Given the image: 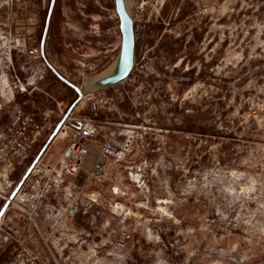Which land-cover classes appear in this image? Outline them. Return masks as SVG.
<instances>
[{
	"label": "rangeland",
	"instance_id": "obj_1",
	"mask_svg": "<svg viewBox=\"0 0 264 264\" xmlns=\"http://www.w3.org/2000/svg\"><path fill=\"white\" fill-rule=\"evenodd\" d=\"M50 1L0 3V23L13 30L27 12L39 46ZM150 1L154 39L144 73L119 85L127 96L114 112L119 127L134 132V152L122 163L106 159L102 173L94 169L89 191L71 185V196L56 195L43 217L51 232L43 257L50 264H264V0ZM48 37V61L82 84L119 52L113 0H57ZM18 49L1 73L8 86L18 79L26 86H0V125L12 106L65 115L75 91L41 53ZM61 97L69 102L58 106ZM49 138L29 149L24 170ZM130 222L133 241L119 249L115 240Z\"/></svg>",
	"mask_w": 264,
	"mask_h": 264
},
{
	"label": "built area",
	"instance_id": "obj_2",
	"mask_svg": "<svg viewBox=\"0 0 264 264\" xmlns=\"http://www.w3.org/2000/svg\"><path fill=\"white\" fill-rule=\"evenodd\" d=\"M9 1L12 0H4L0 3L5 4ZM150 5V0H136L133 7L137 65L125 83H136L144 73L143 62L149 53L147 43L148 40L153 41L154 39L153 35L147 34V24L150 23L152 16L148 12ZM157 5H159L158 2L153 7L157 9ZM0 43H2V45L0 44V86L2 85L10 91L12 89L25 90V88L21 89V86H26V83L20 79L14 86H8V83L4 81L5 75L1 72L3 69L10 68L11 62L7 58H11L13 49L20 48L18 50H24L27 56L36 58L41 53L40 46L26 49V45L14 38L7 25L2 23H0ZM30 84L28 83V85ZM126 96L127 93L116 89L114 99L122 103ZM84 99L89 103L93 113L106 108L113 100L100 94H88L85 95ZM1 109L2 106L0 105V111ZM48 117L49 115L45 116V121H48ZM68 129L69 127L65 124L63 131L66 132V137L63 139L67 140L69 144L60 159L54 165H49L43 158L39 160L6 212L14 211L20 216H24L27 219L26 226L12 225L11 223L4 225V219L0 222V233L8 229L6 232L8 240L17 247L13 258L6 264H50L48 258L24 248L28 226L38 229L35 215L39 204L46 197L59 194L71 196V184L68 177L76 174L81 168L99 132L98 127L91 120H84L82 128L75 129L72 134H69ZM45 130V124L36 123L34 116L21 107L12 106L8 109L6 120L0 125V200L4 203L8 201L19 183L13 178L14 172L24 163L29 149L41 140ZM48 130H51V127ZM135 139L134 132L128 130L122 140L97 143L101 158L109 159L115 164L122 163L133 154ZM94 197L93 194L91 200L95 201L96 198L93 199ZM136 230V224L130 222L115 240L116 247L124 249L128 243L133 241Z\"/></svg>",
	"mask_w": 264,
	"mask_h": 264
},
{
	"label": "crops",
	"instance_id": "obj_3",
	"mask_svg": "<svg viewBox=\"0 0 264 264\" xmlns=\"http://www.w3.org/2000/svg\"><path fill=\"white\" fill-rule=\"evenodd\" d=\"M29 1V0H27ZM172 0H165V2H170ZM7 4V3H5ZM170 4V3H169ZM4 4H2L3 6ZM164 8V6L162 7ZM27 12L19 13L20 21H23V24L17 25L16 28L11 30L10 25L7 24L8 29L12 32L13 37L20 40L21 43H25L27 46L34 47L37 43V24L31 22V18H28ZM28 19V23H24ZM180 23V22H179ZM6 25V24H5ZM50 38H47L46 41V49L49 45ZM41 45V43H40ZM39 45V46H40ZM180 63H184V60H181ZM67 68V67H66ZM69 70V68H67ZM86 70L84 67L82 70L78 73L77 76L83 75ZM73 75V73H70ZM116 89H119V86L109 89L107 91H104L100 93L101 96H104L106 98H113ZM37 90V89H36ZM42 92V91H41ZM55 98L58 97V95H53ZM53 96H49L52 100L56 101V99ZM60 101L57 102L58 106L63 103H68L69 98L68 97H61L59 98ZM117 104V100L114 99L106 108H103L99 110L97 113H93L91 111L90 105L87 102L86 99H83V101L77 106L76 110L71 115L72 119L76 120H91L99 129L98 136L96 138V141L94 144L90 147V153L84 163L82 164L81 168L77 171L76 174L69 176V182L75 189H84L89 191V188L93 186L91 183L92 179V172L94 169L98 167V164L102 160L97 143L100 142H109L113 140H122L125 137L126 130L119 127L121 124L116 123V117L114 112H118L120 110V105ZM57 113L55 112L52 116V118L48 117V121H45V118L38 117L36 114L34 115L36 123L39 124H45V132L44 135L53 134L55 128L60 123L63 115V110H58ZM29 112V111H28ZM30 113V112H29ZM46 116L49 114H45ZM51 127V130H48V128ZM53 129V130H52ZM75 131L74 128L69 127L68 132L73 133ZM46 133V134H45ZM119 135V136H118ZM50 139V138H49ZM69 142L65 139H56L54 142L51 143L49 146L47 153L43 155V160L48 163L49 165H54L57 163V161L62 156L64 150L68 146ZM23 163L21 166L17 168V170L13 174V178L18 179V177H23L26 173V169L24 170ZM22 179V178H21ZM20 179V180H21ZM95 195V194H94ZM56 197V195H50L46 197L38 206L36 214L38 217L39 225L38 229L31 232L30 227L28 226V231L25 236L24 240V248L29 251H34L42 256H45L47 253V248L49 246V238L51 237V232L49 231L48 226L44 222V214L47 210H50L51 203L53 202V199ZM11 223L12 225H20V226H26V219L24 216H20L19 214L15 213L14 211H9L4 216V225H9ZM8 229H5L4 232L0 233V264H6L10 259L13 258L15 251L17 249L16 245L8 240L7 232Z\"/></svg>",
	"mask_w": 264,
	"mask_h": 264
},
{
	"label": "water",
	"instance_id": "obj_4",
	"mask_svg": "<svg viewBox=\"0 0 264 264\" xmlns=\"http://www.w3.org/2000/svg\"><path fill=\"white\" fill-rule=\"evenodd\" d=\"M56 2L57 0L50 1V6L48 9L45 28L43 31V36L40 45L41 56L43 57L49 69L54 73V75L63 84H65L73 91H75V93L77 94V99L71 105V107L66 112L60 123L55 128L53 134L51 135L44 149L36 157V159L33 161L31 166L27 169L26 173L19 181L17 187L11 193L8 201L4 203L2 209L0 210V222L4 219V216L8 208L10 207L11 202L15 199L19 190L24 186L33 168L43 157L46 149L57 138L59 132L63 130L64 125L67 124L68 127H72L77 130L82 128L84 121L72 119L70 116L73 113V111L77 108V106L83 101L85 95L100 94L104 91H107L109 89L121 85L122 83H124L129 79V77L134 72L137 65L136 37H135L134 19H133V7L136 3V0H113L114 12L119 22L121 43H120L119 52L113 58V61L110 64V66L97 75L91 76L89 74H84L82 84H75L73 81L62 76L48 61L45 54L46 41L48 38L49 28L54 14ZM102 161H103L102 163L98 164L95 174L102 173L103 164L105 163L106 159L102 158ZM30 231L31 232L33 231L32 227H30Z\"/></svg>",
	"mask_w": 264,
	"mask_h": 264
},
{
	"label": "bare ground",
	"instance_id": "obj_5",
	"mask_svg": "<svg viewBox=\"0 0 264 264\" xmlns=\"http://www.w3.org/2000/svg\"><path fill=\"white\" fill-rule=\"evenodd\" d=\"M40 51H41V50H40ZM122 84H123V83H122ZM71 115H72V114H71ZM65 137H66V132L63 131V130H61V131L59 132L57 138H62V139H63V138H65ZM57 138H56V139H57ZM56 139H55V140H56ZM55 140H54V141H55ZM54 141H53V142H54ZM41 159H42V158H41ZM41 159H40V160H41ZM101 161H102V160H101ZM2 221H3V220H2ZM2 221H1V222H2Z\"/></svg>",
	"mask_w": 264,
	"mask_h": 264
},
{
	"label": "flooded vegetation",
	"instance_id": "obj_6",
	"mask_svg": "<svg viewBox=\"0 0 264 264\" xmlns=\"http://www.w3.org/2000/svg\"><path fill=\"white\" fill-rule=\"evenodd\" d=\"M45 23H46V21H45ZM51 26V25H50ZM44 28H45V26H44ZM49 30H50V28H49Z\"/></svg>",
	"mask_w": 264,
	"mask_h": 264
},
{
	"label": "trees",
	"instance_id": "obj_7",
	"mask_svg": "<svg viewBox=\"0 0 264 264\" xmlns=\"http://www.w3.org/2000/svg\"><path fill=\"white\" fill-rule=\"evenodd\" d=\"M40 41H41V38H40Z\"/></svg>",
	"mask_w": 264,
	"mask_h": 264
}]
</instances>
